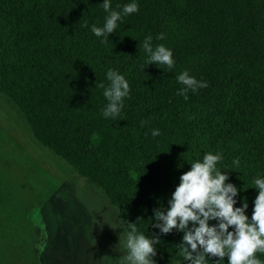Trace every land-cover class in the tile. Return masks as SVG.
<instances>
[{
	"label": "trees",
	"instance_id": "1",
	"mask_svg": "<svg viewBox=\"0 0 264 264\" xmlns=\"http://www.w3.org/2000/svg\"><path fill=\"white\" fill-rule=\"evenodd\" d=\"M102 2L0 0V95L44 148L101 189L126 231L135 222L151 238L153 209L167 206L181 173L205 152L222 153L217 167L230 169L237 206L246 198L250 216L253 178L264 176V0H136L138 12L101 44L85 25L102 26ZM149 34L153 46L172 50V69L145 65ZM109 68L130 86L115 119L101 114ZM184 70L207 82L186 100L176 94ZM181 235L161 236L157 254L183 264ZM18 242L7 244L18 250ZM215 259L205 264H227Z\"/></svg>",
	"mask_w": 264,
	"mask_h": 264
},
{
	"label": "clouds",
	"instance_id": "2",
	"mask_svg": "<svg viewBox=\"0 0 264 264\" xmlns=\"http://www.w3.org/2000/svg\"><path fill=\"white\" fill-rule=\"evenodd\" d=\"M100 4L106 13L102 26H85L103 44L117 30L118 22L124 16L138 12L139 6L136 0H130L117 11L111 7V0H103ZM156 39H164V33L158 34ZM152 41L153 37L149 34L142 42L145 65L154 64L162 70L172 69V50L163 44L153 46ZM105 79L107 85H99L106 100L101 114L105 119H115L130 95V86L124 75L111 68L105 72ZM175 79L181 85L176 94L185 100L189 91L196 92L207 87L206 81L196 79L187 70L180 72ZM144 124L141 121L142 127ZM151 135L159 136V129L153 128ZM222 159L219 151L205 152L201 159L190 163L189 170L181 173L167 199V206H158L152 211L151 228L155 231L151 232V238L139 232L135 222H128L123 264H157L155 245L161 236L173 231L182 234L177 248L183 264H205L209 258H217L214 261H225L227 258V264H264L255 255L257 252L264 253V176L253 178L252 188L257 195L252 201L249 216L246 198H241L237 206L241 189L229 181L230 169L217 167ZM233 164L238 165V159L233 160Z\"/></svg>",
	"mask_w": 264,
	"mask_h": 264
},
{
	"label": "rangeland",
	"instance_id": "3",
	"mask_svg": "<svg viewBox=\"0 0 264 264\" xmlns=\"http://www.w3.org/2000/svg\"><path fill=\"white\" fill-rule=\"evenodd\" d=\"M13 226L18 235L8 232ZM126 232L101 189L44 148L22 112L0 95V264H31L36 233L37 243L41 237L53 240L45 264L64 260L71 238L78 242L77 263L123 264ZM8 240H19L18 250ZM155 259L181 264L159 254Z\"/></svg>",
	"mask_w": 264,
	"mask_h": 264
},
{
	"label": "flooded vegetation",
	"instance_id": "4",
	"mask_svg": "<svg viewBox=\"0 0 264 264\" xmlns=\"http://www.w3.org/2000/svg\"><path fill=\"white\" fill-rule=\"evenodd\" d=\"M41 225H42V228H41ZM39 227L41 228V231L43 232L44 229H45L44 223L42 224V222H40V226ZM9 231H11L10 232L11 235H13V234L14 235H18L17 232H16V227L15 226L11 227L9 229ZM37 235H38V233L33 234V236H35V238H36ZM50 237L51 236H49L48 241H46L45 238L41 237L40 238L41 242L35 243V249L33 248V250H32L33 259H32V263L31 264H45V261L42 260V258H43V254H45L47 252V250H49L50 247L52 246V241L53 240ZM29 238L30 239H34L33 237H29ZM50 239L52 241H50ZM69 246L70 247L67 250V253H68L67 256L69 257V261H66L65 257H67V256L65 254H62L61 257H63L64 260H60V258L55 259L54 260V264H80V263H77V260L80 257V253L77 252V249H78L77 240L75 238H71V240L69 239Z\"/></svg>",
	"mask_w": 264,
	"mask_h": 264
}]
</instances>
